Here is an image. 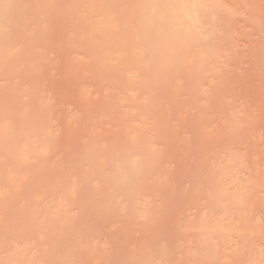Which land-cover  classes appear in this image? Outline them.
<instances>
[{"label":"rangeland","instance_id":"374dc122","mask_svg":"<svg viewBox=\"0 0 264 264\" xmlns=\"http://www.w3.org/2000/svg\"><path fill=\"white\" fill-rule=\"evenodd\" d=\"M0 1L18 27L0 28V264H240L200 245L179 135L121 109L99 69L96 0ZM137 152L134 180L116 176Z\"/></svg>","mask_w":264,"mask_h":264},{"label":"bare ground","instance_id":"6f19581e","mask_svg":"<svg viewBox=\"0 0 264 264\" xmlns=\"http://www.w3.org/2000/svg\"><path fill=\"white\" fill-rule=\"evenodd\" d=\"M93 4L98 22L85 29L97 36L99 69H116L121 109L162 114L199 171L185 185L200 196V245L218 241L214 257L264 264V0ZM10 6L0 1V28L18 29ZM117 163L116 176L133 181L144 160L137 152Z\"/></svg>","mask_w":264,"mask_h":264}]
</instances>
